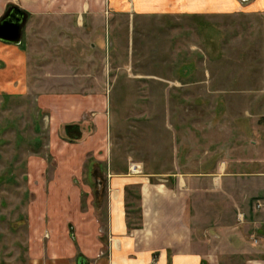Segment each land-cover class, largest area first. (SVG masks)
<instances>
[{
	"label": "rangeland",
	"instance_id": "374dc122",
	"mask_svg": "<svg viewBox=\"0 0 264 264\" xmlns=\"http://www.w3.org/2000/svg\"><path fill=\"white\" fill-rule=\"evenodd\" d=\"M79 20L28 18L22 41L31 92L22 94L12 80L18 91L0 93V264L4 256L27 249L30 220L37 215L47 220V213L40 214L45 200L41 185L48 184L58 165L74 175L75 185L86 184L85 177L75 175L87 155L81 143L97 132L94 123L104 124L100 153L114 167L145 160L143 166L155 172L167 149L162 146L164 123L177 120L176 108L181 121L192 123L196 112L197 120L214 129L229 122L230 103L234 124L244 108L248 118L260 114L264 123V94L256 96L264 93V11L232 17L157 20L118 14ZM229 84L233 92L223 90L218 98L193 96ZM181 85H186L184 95L175 91ZM70 109L81 110L76 123L82 136L78 133L72 143L63 119ZM174 121L172 126L178 123ZM234 133L237 153L239 131ZM72 194L65 214L79 222L81 205ZM34 201L41 206H33Z\"/></svg>",
	"mask_w": 264,
	"mask_h": 264
},
{
	"label": "crops",
	"instance_id": "0c3cea01",
	"mask_svg": "<svg viewBox=\"0 0 264 264\" xmlns=\"http://www.w3.org/2000/svg\"><path fill=\"white\" fill-rule=\"evenodd\" d=\"M13 6L27 14V21L80 22L118 14L157 20L249 16L264 11V0H0V20ZM27 62L23 41L16 45L0 40V93L17 90L12 80L22 94L26 89L31 92L26 85ZM183 86L175 90L177 94L184 95ZM231 87L205 89L193 96L218 98ZM263 94L260 90L256 96ZM231 106L229 122L218 123L215 129L197 120L196 112L192 123L181 121L176 108L177 120L164 123L167 137L162 146L167 149L162 151L159 172L144 167L145 160H138L142 165L127 162L114 167L112 159L100 153L105 146L104 124L94 123L97 132L81 143L87 155L75 175L85 177L86 184L75 185L74 175L58 165L48 184L41 185L45 200L40 214L47 213V220L39 215L30 220L27 249L4 256L2 263L264 264V208L255 209L256 200H264V123L260 114L249 119L244 108L234 124ZM79 113L80 109L66 110L64 123L78 124ZM173 121H178L176 126ZM234 131H239L237 153ZM35 160L33 156L32 165ZM73 192L81 205L79 222L65 214ZM38 202L33 206L39 208Z\"/></svg>",
	"mask_w": 264,
	"mask_h": 264
},
{
	"label": "water",
	"instance_id": "95a60500",
	"mask_svg": "<svg viewBox=\"0 0 264 264\" xmlns=\"http://www.w3.org/2000/svg\"><path fill=\"white\" fill-rule=\"evenodd\" d=\"M27 14L18 7H11L0 20V40L19 45L22 42Z\"/></svg>",
	"mask_w": 264,
	"mask_h": 264
},
{
	"label": "trees",
	"instance_id": "16d2710c",
	"mask_svg": "<svg viewBox=\"0 0 264 264\" xmlns=\"http://www.w3.org/2000/svg\"><path fill=\"white\" fill-rule=\"evenodd\" d=\"M77 130H81V127L79 124L65 125L64 132L66 135V139L70 142H75L76 140H78L80 137L77 136V134L79 133ZM80 135L82 136V133Z\"/></svg>",
	"mask_w": 264,
	"mask_h": 264
},
{
	"label": "built area",
	"instance_id": "2783aa9c",
	"mask_svg": "<svg viewBox=\"0 0 264 264\" xmlns=\"http://www.w3.org/2000/svg\"><path fill=\"white\" fill-rule=\"evenodd\" d=\"M264 208V200L263 199H257L255 202V209L256 211H260Z\"/></svg>",
	"mask_w": 264,
	"mask_h": 264
}]
</instances>
